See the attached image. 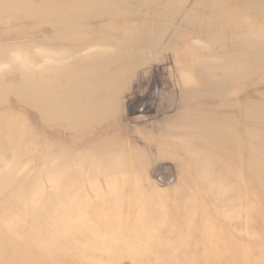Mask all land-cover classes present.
<instances>
[{
  "label": "rangeland",
  "instance_id": "1",
  "mask_svg": "<svg viewBox=\"0 0 264 264\" xmlns=\"http://www.w3.org/2000/svg\"><path fill=\"white\" fill-rule=\"evenodd\" d=\"M11 3L0 264H264V0Z\"/></svg>",
  "mask_w": 264,
  "mask_h": 264
},
{
  "label": "bare ground",
  "instance_id": "2",
  "mask_svg": "<svg viewBox=\"0 0 264 264\" xmlns=\"http://www.w3.org/2000/svg\"><path fill=\"white\" fill-rule=\"evenodd\" d=\"M4 1V3L6 2V5L7 6H5V7H8V6H10L9 4H12L11 3V0H3ZM100 6H88V7H86L85 8V10H83L84 11V13L83 14H81L78 18H88L89 16L90 17H94V18H100V19H104L105 18V16H102V14L105 12V4L102 2V1H100L99 3H98ZM85 11H87V13H85ZM92 13H96L97 15L96 16H92L91 14ZM85 14H87V15H89V16H87V15H85ZM56 24V23H55ZM106 25L109 27H111L112 26V22L110 23V22H107L106 23ZM84 48H86V47H84ZM84 48H82V49H84ZM18 252V251H17ZM12 254V253H11ZM10 260V259H9ZM11 261V260H10ZM37 262H40L41 264L43 263V260L41 261L40 259H39V261H36V263ZM35 264V263H34Z\"/></svg>",
  "mask_w": 264,
  "mask_h": 264
}]
</instances>
